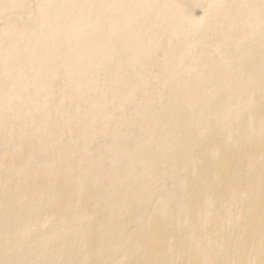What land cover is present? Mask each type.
Listing matches in <instances>:
<instances>
[{"label":"bare ground","instance_id":"1","mask_svg":"<svg viewBox=\"0 0 264 264\" xmlns=\"http://www.w3.org/2000/svg\"><path fill=\"white\" fill-rule=\"evenodd\" d=\"M217 26L234 41L236 64L234 57H222ZM199 30L211 49L191 55ZM253 37L258 46L249 49ZM222 61L227 63L218 69ZM259 61H264V0H0V137L17 136L12 155L20 162L26 149L24 169L37 182L58 173L75 192L83 190L91 203L83 210L92 215L95 202H103L105 212L111 209L114 187L131 199L126 215L138 205L131 194L135 187L142 189L145 204L155 206L165 189L158 169L171 166L177 187L158 205L162 211L174 208L172 218L163 223L164 214L158 224L141 228L132 223L136 214L128 223L107 218L98 230L127 235L122 252L131 264H226L228 253L225 262L210 254L212 247L225 245L239 248L229 256L233 264H264V62ZM59 92L62 97L55 99ZM225 94L234 101L224 103ZM180 107L188 110L178 116ZM210 118L225 128L223 137L206 147L210 158L188 157L184 172L176 174L181 142L193 141V128ZM37 119L48 121L53 141L42 139L44 131L32 125ZM179 133L172 147L169 137ZM147 177L156 179L150 192ZM153 191L155 199L146 195ZM235 199L240 210L232 217L228 206ZM69 218L77 225L74 215ZM37 223L36 215L23 235L34 240L28 251L39 254L43 231ZM88 224L90 230L94 223ZM253 231L254 243L240 235ZM86 238L94 240L90 233ZM63 252L68 249L59 241L48 264H67ZM91 253L90 263L99 264L100 249Z\"/></svg>","mask_w":264,"mask_h":264},{"label":"rangeland","instance_id":"2","mask_svg":"<svg viewBox=\"0 0 264 264\" xmlns=\"http://www.w3.org/2000/svg\"><path fill=\"white\" fill-rule=\"evenodd\" d=\"M29 14L30 13L24 14L27 18V23H30L32 20L31 17L28 18ZM225 31L226 28L222 26L215 27V38L217 42L221 43L222 57H234L233 64H236L238 60L237 53H232L231 51L234 41L232 39H226L220 34ZM241 33L242 30L236 31L237 40L241 37ZM195 40L198 42V45L193 47L190 53L191 55L195 51H209L211 49V45L205 41L202 30L196 33ZM244 40H248V36H246ZM257 46L258 38L253 37L249 49H253ZM208 62H210V60H206L204 64ZM259 62L262 63L264 61ZM224 63H227V61L220 62L218 69L222 68ZM221 72L222 71H218V73ZM247 75L250 77L253 75V72H249ZM59 94V98L55 97V99H60L62 97V92H59ZM230 100L234 101L232 95H223L222 101L224 103ZM186 110L188 109L180 107L177 111L178 116H181ZM166 113L172 114V111H167ZM211 123V118L207 122L199 123V125L203 127L201 129H198V127L193 128V141L181 142L180 150L178 151L179 169H177L176 174L184 172L182 168L183 163H188V157H192V159H194L193 162L203 157L210 158L209 155L212 151L207 150L206 147L211 145L216 146L215 139L218 136L223 137L222 135L225 131V128L221 126L220 122ZM32 125L44 131L42 139L46 141H53L55 139V136L47 131L48 121L37 119L32 121ZM6 133H10L9 129L6 130ZM133 133H135V131H133ZM180 136L181 134L179 133L178 135L174 134L173 137H169L172 139L169 140L172 147L175 142L179 140ZM174 138H177V140H174ZM199 138L209 141H199L197 140ZM17 140L18 138L15 134H13V136L5 135L4 137H0V153L3 154V157L0 158V264H48L49 255H52V252H56V244L59 241L65 244L68 249V254L63 252L62 255L63 260L66 261L67 264H92L89 261V256L93 258L94 254L91 253V250L97 249H100L103 258L99 264H131L122 252L128 244L127 235L124 238H119L118 235L114 236L112 233L98 234L99 228L107 222L106 219L112 218L119 223H128L132 215L136 214L137 220H133L132 223L141 228L140 225L143 223L146 227L154 223L158 224V219L164 214L167 215L165 218H162L163 223H165L166 219L172 218V216L175 215L173 213L174 208L162 211L161 207L158 205L159 200L172 198L170 192L177 187L176 181L171 179L172 175L175 174L171 170V166L160 165L158 169V171H162L163 176H165L163 180V176L161 178L165 189L160 192L161 196L158 198L155 206L145 204L144 201L146 196L141 195L142 189L140 187H135L131 194L134 196L133 199L138 205L127 211L126 215L125 211L129 206L128 201H131V199L125 198L124 192L114 187L111 209L105 212L103 210L104 203L95 202L94 205L97 206V211L92 215L83 210V205L85 203H90L84 199V191L80 190L75 192L69 180L63 181L59 178L58 173L55 174L54 177H46L45 181L42 183L37 182L36 176L24 169L26 167L24 162L26 149L21 150L20 162L12 155ZM87 140L88 144L92 143L90 138H87ZM51 158H53L54 164L57 163V158ZM150 161L149 157H144L142 162L150 163ZM50 167L51 166H48L47 168L49 169ZM194 177H198V174L194 175ZM144 181L149 186L147 192H150L152 186L156 183V179L154 177H147ZM62 186H67V190L62 191ZM185 190H187V187ZM156 193L157 192L153 191L151 194L146 195L149 196V198L152 197V199H155ZM70 205H74L76 209L70 208ZM228 207L231 210L232 217L240 210L236 207V199L233 203L229 204ZM36 215L39 220L36 226L40 225L43 231L41 236L44 251L39 254L32 250L28 251V249L33 246L34 240L32 237L23 235V233L27 231L29 224L34 222V217ZM72 215L76 217V223L79 226L78 229H76L77 225L71 224L69 217ZM180 217L181 216H177L176 218L180 219ZM88 223H94V226L90 230ZM68 226H72L73 229L64 234ZM208 226H210V224H208ZM232 228L233 226L231 225V229ZM48 229H51L50 236L44 232ZM164 230L166 229L163 228V231ZM88 233L94 236V240L91 243L88 242L86 238ZM169 234L170 231L166 230V235L169 236ZM240 235H244L245 237L246 235L249 236L250 241L253 243L257 241L256 231L248 234L241 233ZM258 250L259 252H263L261 245H258ZM238 251V247L225 245L219 250H215L212 247L210 254L225 262V255L228 253L226 264H233V261L229 260V256L235 255L231 252L237 253ZM199 261L201 262L200 258Z\"/></svg>","mask_w":264,"mask_h":264}]
</instances>
